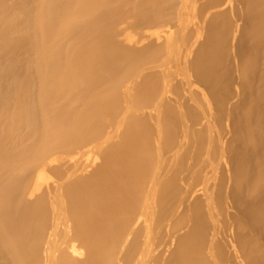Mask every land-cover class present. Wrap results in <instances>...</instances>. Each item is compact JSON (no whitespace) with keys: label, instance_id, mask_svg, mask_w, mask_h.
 Returning <instances> with one entry per match:
<instances>
[{"label":"bare ground","instance_id":"bare-ground-1","mask_svg":"<svg viewBox=\"0 0 264 264\" xmlns=\"http://www.w3.org/2000/svg\"><path fill=\"white\" fill-rule=\"evenodd\" d=\"M0 264H264V0H0Z\"/></svg>","mask_w":264,"mask_h":264},{"label":"rangeland","instance_id":"rangeland-1","mask_svg":"<svg viewBox=\"0 0 264 264\" xmlns=\"http://www.w3.org/2000/svg\"><path fill=\"white\" fill-rule=\"evenodd\" d=\"M128 10H129V11H128ZM127 14H128L130 17L132 16V14H131V9H130V8H127L126 18L128 17ZM126 18H125V19H126ZM131 19H132V18H131ZM131 19H129V23H128L129 25L126 24L125 27L130 28L129 26H131V27L134 26V27L137 29V25H138V23H136L137 21H136L135 19H132V20H131ZM133 20H134V21H133ZM123 21H124V20H123ZM135 21H136V22H135ZM132 22H133L134 25L131 24ZM136 24H137V25H136ZM139 25L141 26V24H139ZM134 27H133V28H134ZM133 28H132V29H133ZM135 28H134V29H135ZM130 29H131V28H130ZM134 52H135V51H134ZM222 57L224 58V61H225L224 54L221 55V58H222ZM223 58H222V60H223ZM83 163H84V162H83ZM83 163H82V165H83ZM49 171L52 172V173H54V171H52V170H49ZM62 171H63V170H62ZM64 171H67V169L65 168ZM50 172H49V173H50ZM50 175H51V174H50ZM52 175H53V174H52ZM80 175H81V174H80Z\"/></svg>","mask_w":264,"mask_h":264}]
</instances>
